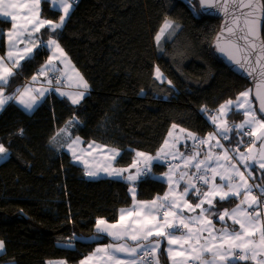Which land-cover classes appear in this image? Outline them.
Segmentation results:
<instances>
[{"label": "trees", "instance_id": "1", "mask_svg": "<svg viewBox=\"0 0 264 264\" xmlns=\"http://www.w3.org/2000/svg\"><path fill=\"white\" fill-rule=\"evenodd\" d=\"M52 9L44 2L43 16L58 20L61 12ZM166 21L173 27L157 40ZM221 22L204 14L199 0H80L59 36L43 31L42 39L57 38L92 90L77 105L51 93L32 113L15 101L1 112L0 141L9 155L0 162V264H80L107 241L103 235L87 241L96 235V220L115 222L119 210L132 204L125 179L87 178L66 151L74 137L120 150L115 164L128 168L136 152L157 154L173 125L201 136L215 130L207 114L251 88L216 51ZM10 27L0 19V56ZM49 55L38 51L6 91L23 86ZM156 68L166 81L156 78ZM74 117L79 123L69 126ZM243 120L236 110L228 116L225 144L232 152L247 141L236 127ZM167 170L161 163L151 167L154 175ZM254 171L264 186V170ZM167 189L165 182L143 178L138 197L151 199ZM237 202L217 201L211 212ZM69 243L75 247L64 246Z\"/></svg>", "mask_w": 264, "mask_h": 264}, {"label": "snow or ice", "instance_id": "2", "mask_svg": "<svg viewBox=\"0 0 264 264\" xmlns=\"http://www.w3.org/2000/svg\"><path fill=\"white\" fill-rule=\"evenodd\" d=\"M52 3L54 11L62 10L63 15L59 17V22H53L40 17L41 0H0V14L4 17H9L12 24L11 29L7 32V49L5 55L0 56V111L4 110L5 106L10 101L18 102L25 111L31 112L46 98V93L55 91L62 96H67L73 104H79L80 100L85 96L88 84L79 77L77 85V93L72 95L60 91L59 85L66 78V73H61L57 67L67 59L64 50L61 48L58 40L50 38L47 40L40 39L37 35L41 29L49 30L53 36H59L63 29L66 20L70 18L71 10L73 9L75 0H49ZM203 3V0H201ZM235 22V21H234ZM238 26V24H237ZM173 27L169 21L165 22L163 31L166 28ZM231 33L232 28H227ZM159 36H157V40ZM219 40V37L217 38ZM247 39V37H245ZM254 47V45H253ZM40 50H50L51 55L43 65L37 70L29 81L21 88H17L13 95H6L5 90L10 87L14 77L20 74L24 63L35 59V55ZM220 51H225L224 47ZM239 51V49H237ZM242 58L237 59L234 55H230V59L244 68L248 63L246 54H241ZM257 63H260L258 60ZM264 76V64H261L259 69ZM77 75H79L77 73ZM157 79L162 78L159 69L156 70ZM41 78L47 83L48 87L36 88L34 85L41 82ZM53 81L56 86L53 87ZM169 83H171L169 81ZM83 89V90H79ZM250 90L241 92L235 101L229 100L220 106L219 112L222 115H227L225 109L231 111L235 108L244 116V120L236 127L240 129H248L245 133L249 137H255L256 140L264 141V119L258 117L253 110L249 100ZM259 111L261 116H264V99H261ZM79 123L75 117L68 122V125ZM213 123H216V118L213 117ZM173 129L177 126L173 125ZM218 131L210 133L208 138L200 139L192 133H186L188 138L197 141L199 144H208L209 149L213 146L211 141L215 140V146L223 148L220 140L216 139L219 136L221 139H229L227 133L230 131L228 127H221L217 124ZM68 126L61 129V132L67 133ZM181 132L184 130L181 129ZM22 134V130H21ZM169 137L172 132H169ZM81 143L77 137L69 144V150L75 145ZM169 141H164V146L157 152L156 156L147 155L142 152H136L137 159H134L128 168L117 169L111 167V163L120 156V152L115 149H110L102 145H97L94 142L88 145V149H97L103 152L106 156L108 166L90 171L88 175L97 176L100 171H103L109 176L126 179L135 184L143 178L164 179L169 190L163 196H157L151 201L136 202L135 189L129 191L133 197V205L128 209H120L119 220L115 224H108L102 218L96 220V232L111 236L114 244L107 245L104 248L96 249V255L104 253L108 264H159L157 252L160 249L161 242L166 239L168 244V254L173 260V264H177L176 258L179 257V264H229L231 259H234L233 253L236 250L241 252V260H252L255 264H264V223H259L261 217L264 216V211L260 206L264 204V186L249 185L244 173L240 172L235 163H229L231 173H227L223 169L221 157H214L209 151L206 153L205 159H198L199 152H195L191 157H185L179 154L178 158L183 162L181 165H176L174 168L169 167V173H165L164 177H155L151 172L152 162L158 161L166 156L177 158V154L173 151L165 150ZM264 148V144H262ZM7 149L0 143V158L7 154ZM238 161L246 170L251 168V164H259L261 169H264V153L261 154V159L257 161L248 153H240L239 149H234ZM75 156V153H73ZM233 159L228 155V149H224V162H230ZM215 164L216 167H212ZM194 167L196 169L190 176L188 169ZM220 168L221 171H217ZM134 170V171H133ZM124 173H129L126 177ZM175 173V177L173 175ZM188 179L185 180V177ZM217 177L220 184H216ZM251 178V171H249ZM181 181L184 182L183 192L177 195ZM233 181H238L234 183ZM203 185L208 190L201 191ZM227 188L228 191L223 189ZM259 190V198L253 195V191ZM194 194L198 199L195 205L188 202L187 197ZM243 196L240 203L231 211L225 209L223 212L215 213L219 222L231 220L233 225H239V230H229L227 227L216 229L213 226L212 219L206 215L211 213L217 201H230L233 198ZM185 211L187 213H197V215L187 216L185 222ZM180 217L178 223L176 218ZM198 224L196 228L190 225ZM181 229L185 230L181 236H176L175 233ZM204 233H207L205 236ZM259 233V242H256L254 237ZM99 237H97L98 239ZM131 241V245L128 243ZM134 245V246H132ZM178 246L176 250L173 246ZM70 247L71 244L65 245ZM5 251L4 242L0 241V252ZM123 254V255H118ZM210 255L212 259H203L204 256ZM259 257V258H258ZM92 257H88L81 261V264H90ZM47 264H66L65 261H49Z\"/></svg>", "mask_w": 264, "mask_h": 264}, {"label": "crops", "instance_id": "3", "mask_svg": "<svg viewBox=\"0 0 264 264\" xmlns=\"http://www.w3.org/2000/svg\"><path fill=\"white\" fill-rule=\"evenodd\" d=\"M44 2H48L50 4V6L53 8V5L51 2H49V0H41V4H40V17L41 19H47V20H51L53 22H59V19L58 20H53V19H50V18H46L43 16L42 14V7H43V3ZM69 2L71 3L72 1L69 0ZM75 4L73 6V9L71 10V13L73 12V10L75 9ZM61 12V15H63V11L62 10H59ZM60 15V16H61ZM71 15V14H70ZM0 19L2 20H7V21H10V18L9 17H4L2 14H0ZM67 22V20H66ZM11 23V22H10ZM66 24V23H65ZM65 26V25H64ZM11 27H12V24H11ZM11 27L5 32V44H6V49H7V32L11 29ZM64 28V27H63ZM45 29H41L40 33H38L37 35L40 37V39H42V33ZM1 31V29H0ZM51 38H55L57 39L56 37H51ZM50 39V38H49ZM44 40V39H43ZM47 40V39H46ZM59 43V41H58ZM60 44V43H59ZM61 46V45H60ZM61 48L64 50V48L61 46ZM50 52V55L52 54L51 51L49 50ZM65 54H66V57L67 59L64 60V62L62 64H58L57 67L60 69V72L61 73H66V78L63 80V82L59 85L60 87V91L61 92H65V93H70L72 95H75L78 91L77 89V85L79 83V77H83V79L87 82L88 84V89H87V92L85 94V96L83 97V99L80 100V103L84 100V98L90 94L92 88L90 86V84L88 83V81L86 80V78L80 73V71L78 70V68L75 66L74 62L72 61V59L70 58V56L66 53V51L64 50ZM5 55V54H4ZM49 55V56H50ZM160 71V70H159ZM161 72V71H160ZM77 73L79 75H77ZM162 73V72H161ZM164 74V73H163ZM155 76L157 78V75H156V71H155ZM30 80V79H29ZM27 80V81H29ZM160 82H163V81H166V77L165 75L163 76L162 75V78L161 79H158ZM26 81V82H27ZM48 87L47 83L44 81V78H41V82L40 83H37L36 85H34V87L36 88H39V87ZM56 84L53 82V87H55ZM22 86L20 87H17V88H21ZM13 90L12 92H7L5 90V94L6 95H13L16 93V90ZM79 90H83V89H79ZM246 90H250V96H249V100H250V103L253 107V110L255 111L256 115L258 117L259 114L257 112V109H256V103L255 101L253 100V97H252V89L251 88H248ZM244 90V91H246ZM243 91V92H244ZM51 93H55L57 94L59 97L61 98H66L68 99L70 102L71 100L67 97V96H62L60 95L59 93L55 92V91H49L48 93H46V97L48 95H50ZM46 99V98H45ZM44 100V99H43ZM41 100V102L43 101ZM232 101H235L236 99H230ZM229 101V100H228ZM11 102V101H10ZM9 102V103H10ZM16 102V101H15ZM40 102V103H41ZM227 102V101H226ZM226 102H224L223 104H225ZM18 103V102H17ZM39 103V104H40ZM72 103V102H71ZM19 104V103H18ZM38 104V105H39ZM20 105V104H19ZM37 105V106H38ZM74 105H77V104H74ZM21 106V105H20ZM36 106V107H37ZM22 107V106H21ZM35 107V109H36ZM23 108V107H22ZM34 109V110H35ZM33 110V111H34ZM236 110L235 108H233L231 111H228V109H225V112L227 113V115H222L220 114V112L218 113H211L209 112L207 114V118H208V121L215 127V130L211 131L210 133H216L218 131L217 129V124L220 125L221 127H226V124H227V119H228V116L229 114ZM3 111V110H2ZM0 111V114L1 112ZM33 111L31 112H28V113H32ZM237 111V110H236ZM27 112V111H26ZM213 117L216 118V123L214 124L213 123ZM261 119H263L262 117H260ZM243 122V121H242ZM242 122H240L238 125H240ZM177 127L175 129H173V127L171 128V132H172V136L169 137V135H167V140L169 141L168 145L165 146V150L166 151H173L174 153L177 154V158L176 159H173L172 156H166L165 158L161 159V160H158V161H153L152 162V165L155 164V163H161V164H165L167 166V163L171 160H177V162L179 163V165H181V169L183 168V162L181 161V159L178 158L179 154H183L185 157H191L195 152H199L200 153V156L198 157V159H205V156H206V153H208L209 151L211 152V154L214 156V157H221V163H222V167L224 170L227 171V173H231V168L229 167V163H235L237 165V168L239 169L240 172L244 173V176L245 178L247 179V182L249 185H261L259 184V182H256L255 179H256V172L254 171V168L257 167V168H260L259 167V164L256 163V164H252V161L249 160L248 163L251 164V168L249 170H246L244 168V166L242 164L239 163L238 161V157H237V154L236 152H232L225 144V140L224 139H221L219 136L216 137V139H219L220 140V144L223 145V148H220V147H217L215 146V140L211 141V144L213 145L211 147V149H209V146L208 144H203V145H199L198 148H194L192 151L189 150L188 146L187 145L189 143V141L191 140V138H188L186 133H192L194 136L196 137H199L201 135H198L194 132H190L178 125H176ZM238 128V127H237ZM183 129L184 131L181 132L180 130ZM239 131H241L244 136L245 135V131L247 129H240L238 128ZM169 131V132H170ZM208 133L207 135L203 136L205 138V140L208 138V135L210 134ZM169 134V133H168ZM79 138V140L81 141V143L75 145L71 150H69V144L72 143L73 140H75L76 138ZM248 139V137H247ZM255 140V137H252L251 138V141L249 144L243 145L241 147H239V152L240 153H248L251 157H254L257 161H259L261 159V154L264 153V148H262V144H264V141H259V140H256L255 143H253V141ZM72 141L67 145L66 147V151L71 155L72 159L74 160L75 163L81 165L84 167L85 169V173H86V176L87 178L89 179H100V178H115V179H122V178H117V177H113V176H109L107 175L106 173H104L103 171H100L99 174L97 176H90L88 175V173L90 171H97L98 169H102L103 167H106L108 166V162L106 160V156L103 152H99L97 149H92V150H89L88 149V145L90 144H86L84 139L81 138L80 136H76L72 139ZM192 141V140H191ZM93 143V142H91ZM95 144L97 145H102V144H98L96 142H94ZM102 146H105V145H102ZM164 146V144H163ZM107 148H110V149H115V148H111V147H108V146H105ZM224 149H228V155L232 156L233 159L230 161V162H224L223 160V157H224ZM115 150H118V149H115ZM121 154V151L118 150ZM8 154H6L4 157L0 158V162H2L3 160H5L8 155H9V152L7 151ZM73 153H75V156L73 155ZM147 155H151V154H148ZM151 156H156L155 155H151ZM120 156H118L116 158V160L114 162L111 163V167H114V168H117V169H123V167H119L117 166L115 163L117 161V159L119 158ZM137 159V157H136ZM212 167H216L215 164L212 165ZM174 168V167H173ZM261 169V168H260ZM264 170V169H262ZM134 171V170H133ZM188 173H189V176L196 171V169L194 167L190 168L187 170ZM217 171H221L220 168H217ZM249 171H251V178H249ZM165 173H169V167H168V170L163 172V173H158V174H155V177H164V174ZM127 175H129V173H124V176L126 177ZM174 177H175V173H173ZM188 179V176L185 177V180ZM126 180V179H125ZM162 182H165L167 183L164 179H158ZM127 181V180H126ZM129 184H130V189L131 188H134L135 189V201L136 202H146V201H151L153 198L157 197V196H163L164 193H160V194H156L153 198L151 199H140L138 197V192H139V182L140 180H138L137 182H135V184L127 181ZM234 183L238 182V181H233ZM220 180L219 178L217 177V180H216V184H220ZM183 186H184V182L181 181V185H180V188L178 189L177 191V195H179L180 192H183ZM262 186V185H261ZM204 187V186H202ZM201 187V189H202ZM169 190V186H168V189L166 190V192ZM208 189L205 187V191H207ZM224 191H228L227 188H224L223 189ZM253 194V193H252ZM131 195V193H130ZM254 195V194H253ZM132 196V195H131ZM195 195L194 194H190L188 197H187V200L189 203L195 205L196 203H198L199 201H197L196 203H192V200L191 198L194 197ZM259 198V196H258ZM133 199V197H132ZM237 199V198H236ZM243 199V196H240L238 198V202L235 203L232 207L228 208L227 210L231 211L233 208H235L237 206V204L240 203V200ZM134 201H132V204L129 206V207H124V208H121V209H128L130 208L132 205H133ZM260 209L262 211H264V204H262L260 206ZM198 214V211L197 213H187V211H185V222H187V216L189 215H197ZM208 216L209 219H212L213 221V226L214 228L216 229H220V228H223V227H227L229 230H232V229H236V230H239V225H233L231 220H227L226 218V223L225 222H219L216 218V215L211 212V213H207L206 214ZM119 217H120V211H119V216H118V219L115 221V222H108V224H115L118 220H119ZM180 217H177L176 218V222L178 223ZM259 223H264V216L261 217V221L258 222V225ZM199 225L198 224H194V225H190V227L192 228H196L198 227ZM95 231H96V227H95ZM185 230L181 229L180 231H177L175 233L176 236H181L183 234ZM103 236H106L107 238V241L105 243H100L97 245L96 249L98 248H104L105 246L107 245H111V244H114V240L111 236H108L106 234H100V233H97L96 232V235L94 236H91L87 239V241L89 242H92V241H95V240H99L101 237ZM204 235L206 236L207 233H204ZM97 237H99L97 239ZM255 241L256 242H259V233L256 234V236L254 237ZM130 245H131V241L128 242ZM71 246L68 247V248H73L75 247L74 244L70 243ZM65 245H68V244H64ZM134 246V245H132ZM67 247V246H65ZM168 244H167V241L166 239L163 240L161 242V246H160V249L158 250L157 252V258H158V261H159V264H173V260L169 257V254H168ZM174 249L176 250H182V249H179L178 246H173ZM96 249H94L92 252H90L89 254H87L84 258H82L80 260V264H81V261L85 260L86 258L88 257H92V260L90 261V264H108L107 262V259H106V255L104 253H101L99 255H96ZM118 255H123V254H118ZM241 255V252L239 250H236L234 253H233V256L235 257L234 259H231L229 261V264H255V261H252V260H241L239 257ZM259 258V257H258ZM180 259L179 257L176 258L177 260V264H179L180 262ZM203 259H206V260H210L212 259V257L210 255H207V256H204ZM50 261H65L66 264H69L65 259H52Z\"/></svg>", "mask_w": 264, "mask_h": 264}, {"label": "water", "instance_id": "4", "mask_svg": "<svg viewBox=\"0 0 264 264\" xmlns=\"http://www.w3.org/2000/svg\"><path fill=\"white\" fill-rule=\"evenodd\" d=\"M199 3L204 14L222 20L214 41L216 51L233 72L249 81L257 112L264 119L259 111L261 99H264V76L259 70L261 64H264L263 0H203V3L199 0ZM227 28L233 31L229 33ZM221 47L225 51H220ZM242 53L248 58L244 68L230 59V55L241 59ZM258 60L260 63H257Z\"/></svg>", "mask_w": 264, "mask_h": 264}, {"label": "built area", "instance_id": "5", "mask_svg": "<svg viewBox=\"0 0 264 264\" xmlns=\"http://www.w3.org/2000/svg\"><path fill=\"white\" fill-rule=\"evenodd\" d=\"M71 1L73 2V0H71ZM79 2H80V0H75V3H74V4H75V5H78ZM247 131H248V129H247L245 132H247ZM247 136H248V135H247ZM199 138H200V139H205L203 136H199ZM251 138H252V137H249V136H248V139H247L245 145H247V144L250 143ZM0 143H1V141H0ZM199 145H201V144H199L197 141H193V140H192V141H190L188 148H189V150L192 151L195 147L198 148ZM196 148H195V149H196ZM135 159H136V158H135ZM176 165H179V163L177 162ZM167 166L170 167V166H169V163H167ZM201 186H203V185H201ZM253 194L256 195V196H259V190H258V189L254 190V191H253Z\"/></svg>", "mask_w": 264, "mask_h": 264}, {"label": "rangeland", "instance_id": "6", "mask_svg": "<svg viewBox=\"0 0 264 264\" xmlns=\"http://www.w3.org/2000/svg\"><path fill=\"white\" fill-rule=\"evenodd\" d=\"M164 25H165V24H164ZM162 28H164V26H163ZM161 30H162V29H161ZM161 30H160L159 35H157V36H160V37H161V36L165 33V31L167 30V28L164 29L163 31H161ZM157 69H159V68H156V70H157ZM159 70H160V69H159ZM160 71H161V70H160ZM161 72H162V71H161ZM161 72H160V73H161ZM35 74H36V73H35ZM161 74L164 76L163 72H162ZM191 140H192V139H191ZM191 140H190V141H191ZM190 141H189V143H190ZM189 143H188L187 145H189ZM7 154H8V153H7ZM73 161H74V160H73ZM168 163H169V166L175 167V166H176V163H177V160H171V161H169ZM0 253H2V252H0Z\"/></svg>", "mask_w": 264, "mask_h": 264}]
</instances>
